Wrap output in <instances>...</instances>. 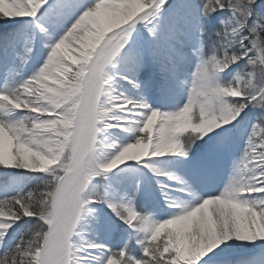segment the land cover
I'll use <instances>...</instances> for the list:
<instances>
[{
	"label": "snow or ice",
	"instance_id": "obj_1",
	"mask_svg": "<svg viewBox=\"0 0 264 264\" xmlns=\"http://www.w3.org/2000/svg\"><path fill=\"white\" fill-rule=\"evenodd\" d=\"M0 264H264V0H0Z\"/></svg>",
	"mask_w": 264,
	"mask_h": 264
}]
</instances>
